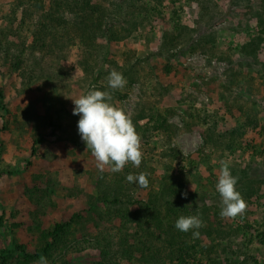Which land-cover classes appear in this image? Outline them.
Returning <instances> with one entry per match:
<instances>
[{"label": "rangeland", "instance_id": "1", "mask_svg": "<svg viewBox=\"0 0 264 264\" xmlns=\"http://www.w3.org/2000/svg\"><path fill=\"white\" fill-rule=\"evenodd\" d=\"M93 1L123 9L112 18L121 39L110 43L97 83L80 67L78 45L61 60L24 50L40 12L0 0V264H18L3 256L15 245L36 252L47 232L77 214L78 244L48 264H94L104 248L113 249L106 264H129L118 254L122 222L107 201L115 182L134 201L162 190L168 201L169 185L185 184L186 212L204 222L199 238L188 239L199 246L189 264H264V0ZM113 69L125 77L123 89L108 87ZM93 89L110 92L111 103L130 115L141 136L139 168H97L73 115V99ZM47 113L57 129L43 119ZM39 136L44 142L32 157ZM222 160L239 177L236 188L248 205L234 219L220 216ZM140 172L148 173L147 188L126 180ZM127 229L131 244L144 236L135 225ZM141 261L138 255L132 262Z\"/></svg>", "mask_w": 264, "mask_h": 264}, {"label": "trees", "instance_id": "2", "mask_svg": "<svg viewBox=\"0 0 264 264\" xmlns=\"http://www.w3.org/2000/svg\"><path fill=\"white\" fill-rule=\"evenodd\" d=\"M17 2L19 9L23 7L24 10L31 6L40 12V18L35 25L33 43L28 46V49H26L27 44H23L24 50H30L35 58L39 55L42 59L58 54L61 60L60 56L64 51L78 45L81 48L79 61L81 69L95 83L99 81L100 75L106 71L104 67L106 65L108 67L110 62L108 57L110 43L115 42V39H121L119 34L115 38V23L112 19L115 13L116 16L123 15L121 4L116 7L117 11H115V6H113L115 4L107 7L96 4L93 0H17ZM25 14L26 12L22 13L23 16ZM100 41H105L107 44L103 45ZM258 41L261 44V39ZM18 65L23 68L20 62ZM39 65L37 63L36 67ZM3 100L4 94L0 91V101L3 102ZM43 119L54 129L59 127L56 123L54 124V118L50 117L49 113ZM43 142L42 136L33 141L32 157L37 155V146ZM119 184L115 182V189L106 192L110 199L107 201L111 202L114 207L111 208L114 209L113 215L121 220L123 227L121 231L123 236L120 238L122 248L118 254L122 255L126 261H130L129 264H135L132 261L138 255L141 256V264H189L187 261L197 256L196 249L199 246L189 244L188 239L192 231L185 233L175 228V222L181 215L188 216L186 206L183 204V200L188 199V194L186 199L182 196L186 193L185 184L180 182L175 187H171L174 184L169 185L168 191H171L172 199L168 201L165 190L151 193L146 201L129 200L126 197L127 194L118 187ZM111 198H113L112 201ZM96 210H98L96 206L92 208V211L96 212ZM164 216L167 217V222ZM82 217L81 214H77L69 221L57 224L53 231L46 233L44 246L34 253L15 245L7 257L3 256V263L16 260L18 264H31L41 255L51 259L58 252L78 244L75 232L78 227L74 226L78 225L79 220H83ZM131 225H135L138 232L144 233L140 241L138 240L135 244H131L127 229ZM158 242L165 247L157 246ZM201 250V254H205L209 249L202 247ZM99 251L102 259L94 264H106V259L110 257L113 249L104 248ZM114 264L124 263L115 261Z\"/></svg>", "mask_w": 264, "mask_h": 264}, {"label": "clouds", "instance_id": "3", "mask_svg": "<svg viewBox=\"0 0 264 264\" xmlns=\"http://www.w3.org/2000/svg\"><path fill=\"white\" fill-rule=\"evenodd\" d=\"M108 87L123 89L127 83L122 73L112 70L107 76ZM112 95L108 91L89 90L86 94L73 99V115H79L78 131L96 160L97 168L103 172H121L131 163L139 168L142 163L141 136L137 133L129 114L111 103ZM221 168L215 185L221 197L220 216L234 219L242 216L248 205L237 190L239 177L233 176L227 161H221ZM126 180L139 188L149 186L148 173L128 174ZM187 198V193L182 194ZM134 223V222H133ZM204 226L198 215H181L175 222V228L181 232L192 231L193 238H199L198 229ZM196 230V231H193ZM34 264H48L47 257L41 255Z\"/></svg>", "mask_w": 264, "mask_h": 264}]
</instances>
